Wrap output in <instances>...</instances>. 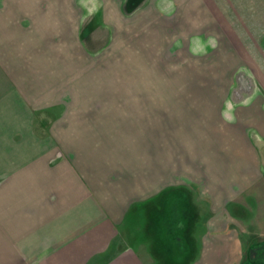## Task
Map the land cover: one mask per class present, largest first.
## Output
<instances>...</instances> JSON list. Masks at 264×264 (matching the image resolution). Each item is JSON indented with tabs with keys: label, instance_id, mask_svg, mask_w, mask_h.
I'll return each instance as SVG.
<instances>
[{
	"label": "crops",
	"instance_id": "0c3cea01",
	"mask_svg": "<svg viewBox=\"0 0 264 264\" xmlns=\"http://www.w3.org/2000/svg\"><path fill=\"white\" fill-rule=\"evenodd\" d=\"M92 1L0 0V264H240L264 240V0L139 3L127 28L179 54L159 89L136 40L108 56L125 0L91 30Z\"/></svg>",
	"mask_w": 264,
	"mask_h": 264
},
{
	"label": "rangeland",
	"instance_id": "374dc122",
	"mask_svg": "<svg viewBox=\"0 0 264 264\" xmlns=\"http://www.w3.org/2000/svg\"><path fill=\"white\" fill-rule=\"evenodd\" d=\"M104 1H107L106 2L107 4L113 5L112 8L114 10L117 7H120V2L118 0H104ZM104 1H102V2H104ZM143 1L141 2L142 4L140 3L141 7L139 5H137V7L138 6L140 7L139 10L142 7L145 8L147 6L149 0H143ZM89 4L90 5L88 7H89L90 11L92 12L93 18H91L92 21L87 20L88 28H91V30L95 29V28H100V26H99V24L101 23V17L99 15L100 9H99V11H95L97 9V7H95L94 0L92 2H89ZM104 6H105V4H103V6H102L103 12H104ZM137 7H136V9H137ZM134 10H135V8H131L129 6V0H125L124 12L128 16L122 15L120 13L121 15L118 16V21H121L123 28H113V34H111V35H110V32H108V35L110 36L109 43L112 41V44L110 45V47L107 50L108 56L112 57L114 59H118L117 61L124 62V65H122L123 67H126V66L131 67V63L133 64V60L135 58V55H136V59L134 60V63L137 61L138 49L136 47H134V45H133V40L134 41L136 40L135 45L138 44L140 46V48H139V54H140L139 71L141 73H143V72L148 73V67H149L150 68L149 71L152 73V76L156 78L155 80L153 79L150 81H141L140 87H145V88L149 87V88H153V89L163 88L165 86V84L169 83V81L163 80V73L169 72V70H170V72L173 75L174 72H178V70H179L178 63H177V57H179V54H176L174 56V58L171 60V66H169V63H166V66H165V64H162L163 58L161 57V54H160L161 50H159V48L157 46H154V48H153V45L150 47L147 45V43L149 41L147 39L148 35L146 34V32L144 33L142 30H134L133 28H127V25H129L131 23V21L134 19L133 15H132L134 13L133 12ZM135 15L136 14H134V16ZM79 17L80 16L77 15V19ZM114 17L115 16L112 17L113 21L116 20V18L114 19ZM85 18H87V17H85ZM144 20L146 21V18H144ZM143 21H141V24ZM110 29L111 28H109V31H110ZM115 29H116V33H115ZM139 31H140V33H139ZM138 38H139V41H137ZM153 52H156V54ZM154 54H155L156 58H154V57L148 58L149 56H152ZM159 55H160V57H159ZM134 67H136V66H134ZM165 67H166V70H165ZM135 69L137 71V67ZM177 83H179V82H177ZM171 201H173V200H171ZM256 242H258V243L256 244ZM254 243L257 245V247L261 248L260 251L262 252V255L261 254H260V256L257 255L260 253V252L258 253L259 249L257 250V252L255 251L256 253H254V250H251V248L253 246H255ZM251 244H252V247H251ZM253 249H255V247H253ZM240 264H264V240H258V241L252 242V243L246 241L245 242V253H244L243 257L241 258Z\"/></svg>",
	"mask_w": 264,
	"mask_h": 264
},
{
	"label": "trees",
	"instance_id": "16d2710c",
	"mask_svg": "<svg viewBox=\"0 0 264 264\" xmlns=\"http://www.w3.org/2000/svg\"><path fill=\"white\" fill-rule=\"evenodd\" d=\"M142 1L143 0H129V6L131 8H135ZM172 245H173V247L181 248V247H183V242H179V241L172 242ZM170 259H172L174 264H185V262L187 263V261L190 260V258H188V257H182V258L181 257H173V258H170Z\"/></svg>",
	"mask_w": 264,
	"mask_h": 264
},
{
	"label": "flooded vegetation",
	"instance_id": "af4514ba",
	"mask_svg": "<svg viewBox=\"0 0 264 264\" xmlns=\"http://www.w3.org/2000/svg\"><path fill=\"white\" fill-rule=\"evenodd\" d=\"M258 249H259L258 253H259V252H260V253H259V254H257V255H259V256H260V254L262 255V252L260 251V250H261V248H260V247H257V249L255 248V249H253V250H254V253H256ZM255 251H256V252H255ZM251 255H252V254H251ZM252 256H253V255H252ZM253 257H254V256H253ZM262 257H263V256H262ZM255 258H256V257H255ZM255 258H254V259H255ZM251 261H252V260H251Z\"/></svg>",
	"mask_w": 264,
	"mask_h": 264
}]
</instances>
